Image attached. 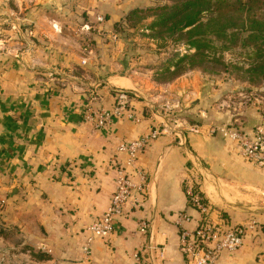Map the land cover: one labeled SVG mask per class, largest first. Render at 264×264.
<instances>
[{"label":"crops","instance_id":"1","mask_svg":"<svg viewBox=\"0 0 264 264\" xmlns=\"http://www.w3.org/2000/svg\"><path fill=\"white\" fill-rule=\"evenodd\" d=\"M94 1L95 11L105 18L104 23L95 26L98 33L93 37L94 48H84L74 57L62 47L58 50L65 54L39 51L26 35L19 34L15 43L8 44L12 45L10 51L0 50V201L10 203L0 211L3 219L28 230L32 245L50 253L49 261L187 264L178 246L176 219L180 212L200 217L197 210L187 205L181 185L190 174L198 173L195 165L199 163L223 185L235 186L243 196L249 194L238 186L249 187L252 200H261L236 210H223V219L231 225L252 218L258 224L247 230L241 247L223 252L219 264H264V168L247 161L233 143L223 138L217 141L209 129H203L205 125L198 132L182 121V127L171 125L158 109H149L150 101L138 98L132 90L136 89L135 76L116 72L121 69L116 60L124 45L121 38H112L116 34L113 24L132 9H145L168 0ZM89 13L93 11L88 10ZM84 26L88 28V24ZM100 31L105 32L107 41ZM44 35L52 37L53 33ZM20 42L27 44L20 47ZM53 59L60 66L51 70ZM73 64L80 65L83 74H75ZM190 73L168 86L173 85L182 93L181 86L193 84ZM102 82L108 85L97 88ZM122 89L129 90L132 96L121 101L119 95L110 92L119 93ZM120 102L124 109L109 124L94 128L92 122L86 121V106L111 110ZM257 110L250 112L254 118L248 116L244 129L263 125L264 114L259 120ZM128 112L139 122L129 118ZM154 128L159 135L136 156V167L146 176L138 205L126 207L113 220L107 238H94L87 256L83 247L88 228L110 203L117 178L115 164L124 157L117 152V145L138 139ZM200 159L208 168L202 166ZM206 193L214 202L228 200L213 185ZM220 211L213 210L212 219L220 220ZM141 222H147L149 233L139 231Z\"/></svg>","mask_w":264,"mask_h":264},{"label":"rangeland","instance_id":"2","mask_svg":"<svg viewBox=\"0 0 264 264\" xmlns=\"http://www.w3.org/2000/svg\"><path fill=\"white\" fill-rule=\"evenodd\" d=\"M230 1L233 2V0ZM233 4L234 2L222 8L223 13L231 14ZM250 4V7L246 6L248 9L240 13L241 19L264 20V0H252ZM96 5L94 0H0V50L10 51L12 45L8 44L15 43L19 34L26 35L33 47L39 51L46 49L51 50L52 53L57 50L65 54L58 50L62 47L74 57L84 48L89 46L94 48L96 40L93 37L98 33L95 26L101 25L105 20L103 13L95 11ZM88 10H92L93 13L88 14ZM126 14L122 15L120 19L122 23L119 26L115 27L114 24L112 26V31L116 30V33L125 37L127 41L125 44L121 38L124 45L123 53L116 60L121 65V69L116 72L119 75L131 74L136 77V89L132 90L137 92L138 98L150 101L149 109H158L173 126L182 127L184 123L181 121L198 128L205 125L203 129H209L210 134L215 136L217 141L222 139L217 126L231 127L243 123L245 125L249 122L248 116L251 115L254 118L250 112H255L258 106H260L257 110L260 120L261 115L264 114V83L255 74L245 71L259 60L251 48H243L238 41L228 45V49H223L221 42L213 39L212 50L208 51L205 58H196L195 67L173 78L174 73L172 74L169 60L176 50L180 53L187 51V46L182 42L175 43L171 40L165 43L159 41L157 44L155 40L147 37L150 33L144 28L151 21L145 16L147 13L139 14L128 23L125 21ZM98 15L103 16L104 20L97 21ZM133 23L136 26H131ZM86 24L88 28L84 26ZM49 31L53 33L52 37L44 35ZM100 36L105 38V32ZM107 39L106 37V41ZM25 44L27 43L20 42L19 46L24 47ZM57 61L53 59L51 70L53 67L59 68ZM260 61H264V58ZM164 64L170 67V72L164 71ZM187 67L185 64L180 69L184 70ZM72 71L77 75L84 72L78 64L72 65ZM187 73L193 74L189 77L193 84H190V87L181 86L182 93H179V88L177 90L173 85L168 86ZM101 77L100 75V79ZM101 84L108 85L103 82ZM100 85H97V88H101ZM110 92L114 91L110 90ZM211 128L215 130L212 131ZM199 162L208 168L203 159ZM195 167L199 168L198 173L190 174V178L198 184L210 203L218 210H236L244 204L261 202V200L258 202V199L252 200L251 188L238 186L249 194L243 196L236 192L235 186L223 185L212 171L205 170L199 163ZM210 185L215 186L219 195H225L228 200L221 199L220 202L211 200L206 193ZM7 205L10 203L6 200L0 201V211ZM2 215L3 213L0 212V228L4 230V234L0 235V264H66L58 260L39 261L33 258L30 252L24 249L25 246H30L35 251L45 250L32 245L28 230L10 220L3 219Z\"/></svg>","mask_w":264,"mask_h":264},{"label":"built area","instance_id":"3","mask_svg":"<svg viewBox=\"0 0 264 264\" xmlns=\"http://www.w3.org/2000/svg\"><path fill=\"white\" fill-rule=\"evenodd\" d=\"M96 19L99 22L104 20L103 16L100 15ZM111 36L113 39H117L116 34L113 33ZM125 97L126 95L119 91V99L122 101ZM123 109L121 102L111 110L89 105L85 108V119L92 122L94 128H100L119 116ZM127 116L139 122L138 118H135L131 112H128ZM211 129L212 131L215 130V128ZM217 129L220 136L225 141L233 143L247 161L264 168L263 125L246 130L220 125L217 126ZM192 131L198 132L199 128L193 126ZM158 135L159 130L152 129L138 139L122 141L117 145V152L123 154L124 157L121 162L115 164L117 178L110 203L88 228L89 236L83 247L87 256L90 255L89 244L91 241L94 238H107L112 231L113 220L123 214L126 207L138 205L139 196L146 183V176L142 170L136 167L137 152L141 148H145ZM186 195L189 196L192 207L200 214L199 218H193L186 212L177 214L178 246L185 256L187 264H219L223 252H233L241 247L247 230L258 224V221L252 218L244 223L230 226L222 225V220L216 221L209 218L208 206L201 201L198 194L193 193L191 185L187 186ZM148 226L147 222H141L138 226L139 231L149 233ZM135 256L139 260L138 255Z\"/></svg>","mask_w":264,"mask_h":264},{"label":"trees","instance_id":"4","mask_svg":"<svg viewBox=\"0 0 264 264\" xmlns=\"http://www.w3.org/2000/svg\"><path fill=\"white\" fill-rule=\"evenodd\" d=\"M251 1L233 0L232 13L225 14L222 8L233 3L230 0H168L153 7L132 9L125 15V21L127 23L131 22L134 17L145 12L147 13L145 16L151 18V21L144 26L145 31L150 33L147 37L155 40L157 44L159 41L165 43L167 40H171L175 43L182 42V44L187 46V51L180 53L176 50L173 57L169 60L172 66V74L174 73L173 78L195 67L194 60L196 58H205L208 51L212 50V46L214 45L213 39H217L221 42L223 49H228V45L235 44L238 41L243 48H251L259 60L251 64L245 71L255 74L264 83V61H260V59L264 58V20L256 21L254 18H245L243 20L239 16L240 13L250 7ZM246 6L248 7L246 8ZM121 23V20H119L114 23V26L117 27ZM134 25L133 23L131 26L134 27ZM116 35L127 44L125 37L117 33ZM190 50L193 51L191 52ZM185 64L188 67L181 70L180 68L184 67ZM163 69H165V72H170V67H167L165 64ZM100 86L103 87L105 85L101 84ZM88 92L90 93V91ZM112 94L119 95L117 92H113ZM123 94L132 96L130 92H123ZM117 96L116 98L118 99ZM245 125L243 123L242 125H233L231 127L246 130L244 129ZM181 185L185 194L187 186H192L193 193L198 194L201 197V201L208 206V216L212 218L210 213L217 208L210 203L198 184L191 178H186L182 181ZM186 197L187 205L192 207L189 196L186 195ZM220 212L221 224L230 226L231 224L228 220L225 221L223 219L226 215L225 212ZM227 219H229L228 216ZM2 234H4V230L0 228V235ZM24 249L30 252L31 256L36 260L44 261L51 259V255L48 252L35 251L30 246H25Z\"/></svg>","mask_w":264,"mask_h":264},{"label":"water","instance_id":"5","mask_svg":"<svg viewBox=\"0 0 264 264\" xmlns=\"http://www.w3.org/2000/svg\"><path fill=\"white\" fill-rule=\"evenodd\" d=\"M121 92H130V91L126 89H122ZM263 126H264V122H263Z\"/></svg>","mask_w":264,"mask_h":264},{"label":"bare ground","instance_id":"6","mask_svg":"<svg viewBox=\"0 0 264 264\" xmlns=\"http://www.w3.org/2000/svg\"><path fill=\"white\" fill-rule=\"evenodd\" d=\"M213 195H214V193H213ZM213 197H214V196H213ZM213 197H212V198H213ZM215 198H216V197H215Z\"/></svg>","mask_w":264,"mask_h":264}]
</instances>
